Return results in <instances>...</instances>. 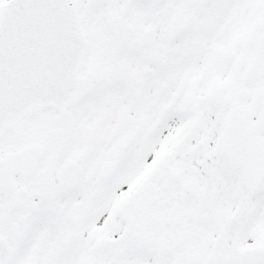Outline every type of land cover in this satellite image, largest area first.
I'll return each instance as SVG.
<instances>
[{
    "label": "snow or ice",
    "instance_id": "snow-or-ice-1",
    "mask_svg": "<svg viewBox=\"0 0 264 264\" xmlns=\"http://www.w3.org/2000/svg\"><path fill=\"white\" fill-rule=\"evenodd\" d=\"M0 264H264V0H0Z\"/></svg>",
    "mask_w": 264,
    "mask_h": 264
}]
</instances>
